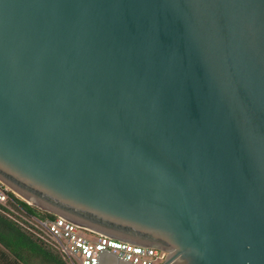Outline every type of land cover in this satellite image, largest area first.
<instances>
[{
  "label": "water",
  "instance_id": "95a60500",
  "mask_svg": "<svg viewBox=\"0 0 264 264\" xmlns=\"http://www.w3.org/2000/svg\"><path fill=\"white\" fill-rule=\"evenodd\" d=\"M0 181L159 264H264V0H0Z\"/></svg>",
  "mask_w": 264,
  "mask_h": 264
},
{
  "label": "built area",
  "instance_id": "2783aa9c",
  "mask_svg": "<svg viewBox=\"0 0 264 264\" xmlns=\"http://www.w3.org/2000/svg\"><path fill=\"white\" fill-rule=\"evenodd\" d=\"M21 201L30 204L0 181V213L58 252L67 264H98L101 250H110L133 264H159L166 256L158 248L118 240L61 216H37Z\"/></svg>",
  "mask_w": 264,
  "mask_h": 264
},
{
  "label": "trees",
  "instance_id": "16d2710c",
  "mask_svg": "<svg viewBox=\"0 0 264 264\" xmlns=\"http://www.w3.org/2000/svg\"><path fill=\"white\" fill-rule=\"evenodd\" d=\"M37 216H55L21 201ZM0 264H67L51 247L0 213Z\"/></svg>",
  "mask_w": 264,
  "mask_h": 264
}]
</instances>
